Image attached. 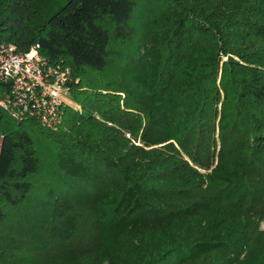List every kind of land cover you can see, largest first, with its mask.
<instances>
[{
  "label": "trees",
  "instance_id": "16d2710c",
  "mask_svg": "<svg viewBox=\"0 0 264 264\" xmlns=\"http://www.w3.org/2000/svg\"><path fill=\"white\" fill-rule=\"evenodd\" d=\"M0 42L70 67L83 109L50 132L0 107V224L44 136L86 198L50 192L49 239L74 242L94 208L62 264H264V0H0ZM129 43L133 67L104 80Z\"/></svg>",
  "mask_w": 264,
  "mask_h": 264
},
{
  "label": "rangeland",
  "instance_id": "374dc122",
  "mask_svg": "<svg viewBox=\"0 0 264 264\" xmlns=\"http://www.w3.org/2000/svg\"><path fill=\"white\" fill-rule=\"evenodd\" d=\"M142 5L138 10V20H136V25L140 31V35L137 37L138 40L144 35L142 29L145 27L144 17L147 16L148 9L146 8L150 6L144 1H142ZM135 46L136 44L133 43L123 46L115 45V49L121 50L126 57L117 59L111 65L109 70L103 74L104 80H113L117 76L121 78L124 76L126 69L133 67L128 58H132L135 55ZM122 66L124 68H121ZM92 77L99 78L94 75ZM80 82L81 77L77 75L75 78L77 87L80 85ZM103 92H108V94L122 97L123 99L125 97L123 92H114L112 90H103ZM67 96L69 103L67 107H71L77 112H82L81 105L73 98V92L70 91V95ZM123 99H120L121 103H123ZM63 124L64 119L56 128L42 127L46 131L59 132ZM37 143L41 158V168L38 174L31 177L34 185L31 194L17 208L4 203L1 204L7 217L0 224V264H62L64 257H68L71 252L72 246L79 239H84L88 236L87 230L89 229L87 225L89 217L87 216L94 208L92 206L86 207L87 205L85 204H79L83 208V210H79L84 221L82 235L77 237L72 243H58L49 239L47 220L49 219L53 204L49 198L50 192L53 191L55 194H59L62 198L66 199L74 200L77 198L82 203L86 198L81 194V191L77 190L76 193L68 189L66 185L67 177L58 169L56 164V149L53 140L41 136L38 138ZM90 208L92 209L90 210Z\"/></svg>",
  "mask_w": 264,
  "mask_h": 264
},
{
  "label": "built area",
  "instance_id": "2783aa9c",
  "mask_svg": "<svg viewBox=\"0 0 264 264\" xmlns=\"http://www.w3.org/2000/svg\"><path fill=\"white\" fill-rule=\"evenodd\" d=\"M72 80L71 68L51 63L39 44L20 51L15 44L0 42V107L14 119L30 115L44 127H58Z\"/></svg>",
  "mask_w": 264,
  "mask_h": 264
}]
</instances>
